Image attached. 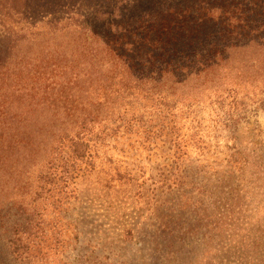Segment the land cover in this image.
Masks as SVG:
<instances>
[{"label":"trees","instance_id":"obj_1","mask_svg":"<svg viewBox=\"0 0 264 264\" xmlns=\"http://www.w3.org/2000/svg\"><path fill=\"white\" fill-rule=\"evenodd\" d=\"M112 4L46 20L35 33L43 47H19L21 31L0 33V194L20 196L4 228L18 264L47 263L48 210L56 219L70 206V187L100 146L160 144L179 162L193 139L178 134V115L209 103L236 123L245 99L264 101V0ZM25 6L0 0V16ZM58 229L52 223L54 237Z\"/></svg>","mask_w":264,"mask_h":264},{"label":"rangeland","instance_id":"obj_2","mask_svg":"<svg viewBox=\"0 0 264 264\" xmlns=\"http://www.w3.org/2000/svg\"><path fill=\"white\" fill-rule=\"evenodd\" d=\"M23 1V14L0 16V33L11 28L27 34L19 47H43L45 36L35 33L54 16L89 17L113 5V0ZM260 99H245L236 123L228 121L226 107L209 103L197 115H178V134L193 139L179 162L160 144L151 152L126 144L100 146L93 165L70 187V206L56 219L48 210L45 235L55 249L46 264H264ZM10 199L20 196L0 194V217L6 215L0 221V264H18L4 240L14 212ZM52 223L59 227L56 237Z\"/></svg>","mask_w":264,"mask_h":264}]
</instances>
